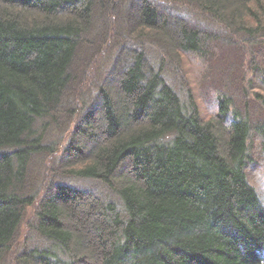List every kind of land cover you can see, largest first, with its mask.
<instances>
[{
	"label": "trees",
	"instance_id": "1",
	"mask_svg": "<svg viewBox=\"0 0 264 264\" xmlns=\"http://www.w3.org/2000/svg\"><path fill=\"white\" fill-rule=\"evenodd\" d=\"M260 160L264 0H0V264H264Z\"/></svg>",
	"mask_w": 264,
	"mask_h": 264
},
{
	"label": "rangeland",
	"instance_id": "2",
	"mask_svg": "<svg viewBox=\"0 0 264 264\" xmlns=\"http://www.w3.org/2000/svg\"><path fill=\"white\" fill-rule=\"evenodd\" d=\"M170 30H171V32H172V34L176 37V38H178V39H180L181 37H180V34H179V28L177 27V26H175V27H171L170 28ZM188 72H189V74H188V76H189V78H190V82H191V84L193 85V89H194V91H195V93L196 94H199L198 92H199V86L195 83V70L194 69H192V68H190L189 70H188ZM116 89H117V87H116ZM202 99V97L200 98V99H198V102L201 104V106H203V107H205V102H204V100H205V97L203 98V101L201 100ZM204 109H206V108H204ZM118 112H120V109L118 108V110H117ZM99 118H100V116H96V119H98L99 120ZM100 119H102V118H100ZM98 126H100V129L102 130V132H104V130H105V123H104V120H102L101 122H99L98 123ZM252 138H253V136H252ZM258 168L255 170V174H256V178H255V183H254V185L259 189V190H261L262 192H263V194H264V161L263 160H260V162L258 163V166H257ZM95 192H100V202L102 203V204H104L105 203V200H106V198H105V196H106V193H102L101 194V189H99V188H96L95 189ZM9 257H11V255L10 256H8V258Z\"/></svg>",
	"mask_w": 264,
	"mask_h": 264
}]
</instances>
